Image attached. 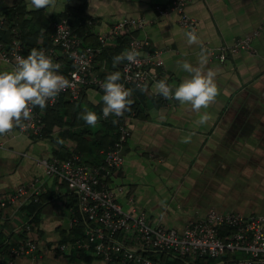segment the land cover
Masks as SVG:
<instances>
[{"label":"crops","instance_id":"1","mask_svg":"<svg viewBox=\"0 0 264 264\" xmlns=\"http://www.w3.org/2000/svg\"><path fill=\"white\" fill-rule=\"evenodd\" d=\"M170 1L56 0L54 7L37 10L29 0H0V40L7 43L11 38L2 28L9 18L23 22L19 27L27 55L32 48L49 44L50 22L60 16L70 21L84 45L95 44L97 35L121 19H140L144 26L129 33L160 50L157 70L161 79L178 85L188 74L177 61L196 65L201 49L187 44V30L176 13L158 16L153 10L154 5ZM184 12L196 22L194 32L208 56L205 70L216 72L218 95L197 113L155 94V82L143 91L130 86L134 102L124 120L130 134L121 149V166L107 181L122 210L134 207L150 224L176 231L208 210L264 215V0H190ZM78 18L91 20L90 35L82 34L84 26L77 30ZM241 40L248 47L226 53L221 62L210 53ZM116 51L115 40L107 41L92 72L105 79L118 71L120 63L113 64ZM0 71L11 70L0 62ZM81 94L83 104L98 107L102 103L100 92L92 87L83 88ZM204 112L210 119L200 125L197 121ZM98 126L99 122L93 128L87 126L86 141L95 139ZM48 129L39 135L12 132L0 136V203H5L0 206V261L4 243L26 239L37 243V255L16 256L10 264H106L86 252L56 251V244L75 233L71 219L77 195L60 180L45 175L37 160L70 154L77 144L68 135ZM186 138L189 142H183ZM80 146L85 149L82 160H101V149L87 153V143ZM21 186L27 188L26 193L7 202ZM33 190L41 203L30 215L23 206L32 201Z\"/></svg>","mask_w":264,"mask_h":264},{"label":"built area","instance_id":"2","mask_svg":"<svg viewBox=\"0 0 264 264\" xmlns=\"http://www.w3.org/2000/svg\"><path fill=\"white\" fill-rule=\"evenodd\" d=\"M189 1L171 0L163 5H154L153 10L158 16L176 13L181 26L187 31H195L196 22L184 12ZM87 24L91 25V20H87ZM51 26L49 44L36 49L43 50L54 63H59V74L72 83V87L59 94L56 103L61 97L76 100L85 87L94 88L102 96L100 83L104 79L92 72L95 58L102 52L107 41L122 33L140 30L144 21L121 19L111 24L105 33L97 35L95 45L82 44L66 18L54 21ZM9 33L11 38L7 43L0 40V62L12 70L15 57H26L27 54L23 50L17 26L13 25ZM247 47V41L241 40L233 45L219 46L210 53L221 62L226 53ZM142 49L145 50L141 54ZM125 50L139 53L137 63L122 61L119 66L120 82L125 88L133 86L140 89L149 82L162 80V74L157 70L160 50L150 48L146 39L138 37L130 39ZM55 103L49 102L47 107ZM43 110L34 108L33 119L25 121L24 128L14 127L9 133L39 135ZM99 117L102 121L114 124V138L101 151L102 159L98 164H86L75 153L63 159L51 157L37 160L45 175L60 180L77 195V212L83 225L82 232L56 244V251L86 252L106 264H264V215L208 210L201 217L186 223L181 231H176L150 224L144 213L134 207L122 210L107 186V181L121 166V149L130 132L124 121L125 113L121 117L110 115L105 119L101 112ZM26 191L25 186L17 188L7 202L13 203ZM33 191L32 200L36 201L37 192ZM4 204L1 202L0 206ZM77 221L78 218L73 217L71 224ZM124 236L128 241L123 239ZM37 249L35 241L25 240L18 247H10L0 264H10L16 256L34 257Z\"/></svg>","mask_w":264,"mask_h":264},{"label":"clouds","instance_id":"3","mask_svg":"<svg viewBox=\"0 0 264 264\" xmlns=\"http://www.w3.org/2000/svg\"><path fill=\"white\" fill-rule=\"evenodd\" d=\"M55 3L56 0H29L30 7L37 10L54 7ZM185 36L188 45L200 46L198 63L193 65L187 60L177 61L180 70L188 75L178 85H169L166 80L157 81L154 93L165 99H174L181 105H188L191 110L200 113L218 95L216 72L210 68L205 70L208 56L196 33L187 31ZM138 56L135 50H125L113 58V64L122 61L135 64ZM59 69L60 64L54 63L43 50L32 48L26 57H15L11 71H0V136L11 132L14 127L24 128V122L33 119L34 108L45 109L49 102L55 103L61 92L72 87L71 81L59 74ZM120 81L121 73L116 71L108 74L100 83L103 91L102 115L105 119L110 115L121 117L130 111L134 102L130 99L132 90L125 88ZM140 90L143 91V88ZM78 118L88 126H95L100 119L95 112L87 109ZM209 119L210 115L204 112L200 114L197 123L203 125ZM183 142H189V139Z\"/></svg>","mask_w":264,"mask_h":264},{"label":"trees","instance_id":"4","mask_svg":"<svg viewBox=\"0 0 264 264\" xmlns=\"http://www.w3.org/2000/svg\"><path fill=\"white\" fill-rule=\"evenodd\" d=\"M60 18H61V16L51 20V22H50L49 41H50V35L52 33V26L51 25L54 21H56ZM67 21L70 24V21L68 19H67ZM77 22H78V24H76L77 30H78V27L84 26V27H86L85 28L86 31L85 32L83 31L82 34L87 35V31H89L88 26L90 24H87L86 19H80V18L77 19ZM20 23H23V22L19 21V23H18L13 18L5 19V21L2 25V28L6 29L7 32L9 33L10 29L13 25H16L18 28ZM70 26L72 27L71 24H70ZM18 29L20 31V39L23 42L22 31H21L20 27ZM88 35H90V34H88ZM134 37L135 36H133L132 33H129V32L128 33L125 32V33H122L119 36H117L114 39L116 46H117V51H116L117 54H119L120 52H123L126 48L127 42ZM95 44H96V39H95ZM95 44H93V45H95ZM38 47L39 46H37L36 48H38ZM101 54H102V52L99 55H101ZM102 79H104V78L102 77ZM82 96H83V94H80L76 100H69L66 97H61L53 106L46 107L43 110V119H42L43 125H42V129L40 132V133H42L43 131L47 130L48 128H49L48 129V131H49L52 127V128H54V131L59 132V135H62V133L65 135H68L77 144L76 150L72 151V153L79 155V157L81 159L83 158L81 155L84 154L83 152L85 149L81 148L80 143H82V142L87 143V153L91 152L90 150H94L97 153V151L100 149H101V151L104 150L112 142V140L114 138V133H113L114 124L111 122H106V121H102L99 119V121H98L99 122V126H98L99 129L94 133L95 139L92 141H86L85 140V136L90 134V129H89V127H87L88 125L85 126L86 125L85 122L83 120L79 119L78 116L85 109H87L88 111H93L98 116H100V113L102 112V108H103V103H101L98 107H90L87 104L82 103L83 102ZM77 127H79V129L77 131H70V129L77 128ZM112 133H113V138L111 137ZM111 138H112V140H111ZM68 155H69V153L66 151L61 156H58V158L63 159V158H66ZM91 157H95V155H91ZM82 161L86 164H98L101 160L98 162L92 160V163H91V161L90 162H87L84 160H82ZM40 203L41 202L38 199L36 201L32 200L29 204L24 205L23 208L29 209L30 215H32L39 208ZM74 203H75L74 209L76 208L75 209L76 212H75L74 217L78 218V221L76 223L71 224V228L73 230H75V233L73 234L72 237L80 235L82 232V226H83L81 219L79 218V215L77 212V196L74 198ZM25 240L26 239H24V240L22 239L20 242H18L17 244H13V245L4 243L2 246V249H3L4 253L6 254L10 247H18L19 243L24 242ZM65 240H69V239H65ZM65 240H61L60 242H63Z\"/></svg>","mask_w":264,"mask_h":264},{"label":"rangeland","instance_id":"5","mask_svg":"<svg viewBox=\"0 0 264 264\" xmlns=\"http://www.w3.org/2000/svg\"><path fill=\"white\" fill-rule=\"evenodd\" d=\"M92 128H93V126H92Z\"/></svg>","mask_w":264,"mask_h":264}]
</instances>
